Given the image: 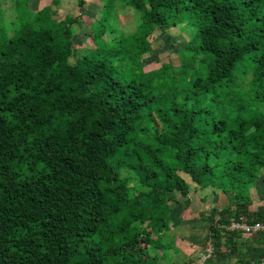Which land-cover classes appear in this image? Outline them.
Wrapping results in <instances>:
<instances>
[{
  "label": "trees",
  "instance_id": "obj_1",
  "mask_svg": "<svg viewBox=\"0 0 264 264\" xmlns=\"http://www.w3.org/2000/svg\"><path fill=\"white\" fill-rule=\"evenodd\" d=\"M29 1L0 24V264H152L181 208L168 195L191 202L185 176L232 194L203 217L214 246L240 236L231 218L264 221V206L250 209L264 169V0H102L81 57L77 18L45 5L29 19ZM177 25L178 63L145 70L154 35Z\"/></svg>",
  "mask_w": 264,
  "mask_h": 264
},
{
  "label": "rangeland",
  "instance_id": "obj_2",
  "mask_svg": "<svg viewBox=\"0 0 264 264\" xmlns=\"http://www.w3.org/2000/svg\"><path fill=\"white\" fill-rule=\"evenodd\" d=\"M45 5H49L51 7L54 16L57 19H63L67 15L77 16L79 14V9L75 4V0H42L40 2L39 0H30L27 5L21 3L19 11H22L25 17L32 19L37 10ZM101 5L102 0H87L85 4L86 9L79 15L80 19L78 22H75L73 25H71V29L73 31L74 57H81L83 54L90 53L89 48L92 46V42H88L87 36L91 31V23L100 12ZM117 11L120 21V29L123 31L133 30L134 18L132 15V10L128 7H125L118 8ZM14 13L18 14L17 11L13 12V0H0V24L8 27L11 25V23H16L18 18L15 17ZM112 36L113 35L109 32L106 34L107 38H112ZM186 41L187 33L182 29L181 25L173 26L163 34L157 32L152 38L153 49L149 53L143 55L142 63L144 65V69H156L161 65L162 62L172 61L174 63H178L177 53ZM72 59L73 58H70V60ZM2 61H4V57L2 58ZM185 178L190 184V204L185 206V203L178 192H173L168 195L169 203L171 207L181 204V208L178 207V210L175 209L177 210V215L180 217L179 221L177 222L181 224H178V226L183 227L187 223L189 227L195 226L194 228H196V230L199 228L200 230L198 233L202 234V232H204L202 243L206 246L209 242H212V239L207 238L209 232L207 230L208 221L203 219V217L208 214H215L214 216H217L220 208L230 201L229 198H232V194L225 195L221 192L213 193L209 187L205 189L198 188L190 181L187 176H185ZM250 194L253 200L251 206L252 208H256L259 205L264 206V169L260 171L259 179L256 185L250 188ZM186 227L187 226L183 228ZM188 228V233H194V231H191V229ZM178 229L180 230L181 227H178ZM179 230L177 231L179 232ZM183 233L187 234L186 231ZM249 237H251L250 240H252L253 236L249 235ZM259 240L262 243V248L252 257L258 259L262 257L264 260V236H260ZM171 244L172 240L167 241L168 246ZM165 257L167 258V255H165ZM253 261L250 260L246 264H253ZM198 262L199 261H197L196 264H198ZM257 264H264V262H259Z\"/></svg>",
  "mask_w": 264,
  "mask_h": 264
},
{
  "label": "crops",
  "instance_id": "obj_3",
  "mask_svg": "<svg viewBox=\"0 0 264 264\" xmlns=\"http://www.w3.org/2000/svg\"><path fill=\"white\" fill-rule=\"evenodd\" d=\"M40 1L42 0H39V2ZM86 1L87 0H85L83 9L79 10V14L77 16H73L77 18L76 22H78L80 19V13L86 9ZM251 206V210H255L257 208H252ZM175 218H171L169 230L163 235V240L165 242L164 245L166 246L161 245L159 249L153 253L155 260L152 264H196L199 258L204 254V250L206 248V246L202 243L204 232H202V234L198 233L200 230L199 228L196 230V228H194L195 226L189 227L187 223L183 226H187L186 228L178 226V224H181L177 222L179 221L180 217H178L176 214ZM178 227H181V229L179 230ZM187 228L191 229V231H194V233H188ZM177 230H179V232ZM184 231H186L187 234H184ZM227 238H229L230 241H225L226 239H223V243L218 246H214L212 243L213 252L203 264H246L250 260H254L253 262L258 261L259 259L263 260L262 257L259 259L252 257L262 248V243L259 240V236H253L252 240H250L251 237H249V235H244L241 233L240 236H231ZM209 239L213 238L209 237ZM169 240H172V244L168 246L167 241ZM165 255H167V258Z\"/></svg>",
  "mask_w": 264,
  "mask_h": 264
},
{
  "label": "built area",
  "instance_id": "obj_4",
  "mask_svg": "<svg viewBox=\"0 0 264 264\" xmlns=\"http://www.w3.org/2000/svg\"><path fill=\"white\" fill-rule=\"evenodd\" d=\"M229 230L239 231L244 235H251L258 232H264V221H256L253 223H249L245 220V218L233 219L231 218L230 223L227 226ZM213 252V244L209 242L206 245L204 250V254L199 258L198 264L204 263V261L211 256Z\"/></svg>",
  "mask_w": 264,
  "mask_h": 264
}]
</instances>
